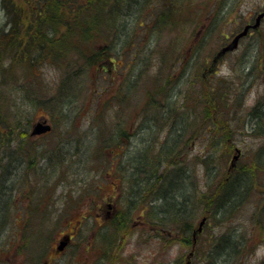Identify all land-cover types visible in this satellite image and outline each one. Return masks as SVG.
Returning <instances> with one entry per match:
<instances>
[{"label": "rangeland", "instance_id": "obj_1", "mask_svg": "<svg viewBox=\"0 0 264 264\" xmlns=\"http://www.w3.org/2000/svg\"><path fill=\"white\" fill-rule=\"evenodd\" d=\"M218 1L137 0L132 7L120 2L115 21L124 27L123 49L103 63V72L89 69L80 105L75 106L85 107L71 110L64 119L41 106L32 112L31 137H25L22 151L36 146L38 163L29 170L25 163L14 174H26L23 179L30 178L36 196L22 200L28 188L16 182L20 195L13 199L11 215L20 223L37 214L34 208L39 206L49 219L45 222H50L42 230L31 229L33 239L25 234L30 243L24 246L18 242L23 229L7 226L0 237V264H264V133L257 130L261 119L256 117L258 110L264 112V16L212 62L236 33L255 24L264 0H220L227 10L215 20ZM3 28L6 18L0 7ZM134 39L135 45L127 47ZM135 49L140 58L134 57ZM44 71L53 84L56 72L49 67ZM112 93L114 98L107 100ZM44 121L51 132L31 135ZM220 140H225L221 150L226 156L214 148ZM163 145L185 153L184 161L168 172L174 178L178 172L190 178L186 186L183 183L182 196L191 192V186L202 191L206 157L216 167L214 180L238 179L243 186L238 189L243 201L225 217L197 209L195 227L201 219L205 223L192 246H184L179 234L153 227L140 214L142 210L153 214L149 206L161 198L147 182L120 180L127 166L123 156L137 157L140 152L155 156ZM236 149L240 153L233 159ZM113 155H122V163H113L116 173L112 169L107 175L105 158L111 161ZM143 169L140 175L151 173V166ZM126 197L136 199V216L130 220L133 235L118 244L113 230L105 227L113 221L111 211L124 208ZM139 222L146 225L133 228ZM140 230L154 237L138 240ZM70 231L75 236L60 251L58 246Z\"/></svg>", "mask_w": 264, "mask_h": 264}, {"label": "trees", "instance_id": "obj_2", "mask_svg": "<svg viewBox=\"0 0 264 264\" xmlns=\"http://www.w3.org/2000/svg\"><path fill=\"white\" fill-rule=\"evenodd\" d=\"M121 1L124 0H0V7L6 18V28L0 30V237L7 226H15L23 229L24 236L18 241L20 245H29L30 242L25 241V234L33 239V235L29 233L31 229L42 230L45 224H49L50 221L45 222L49 220L47 215L39 206L34 208L37 214L27 215L20 223H16L11 215L13 199L20 195L18 186L25 184L28 188L27 195L22 200L36 196V191L31 189L33 186L29 187L30 178L23 179V175H26L24 173L14 174L25 163L28 170L38 163L36 146L22 151L23 146L27 145L25 137H31L28 129L31 115L33 110L41 106L50 109L52 116L58 114L63 118L71 110L80 111L85 107L81 105L75 108L80 105L79 97L84 91L89 69L103 72V63L111 62L114 55L122 52L124 27L115 21L120 16L118 6ZM125 2L132 7L136 6L137 0ZM225 10L227 8L219 0L215 20L220 19ZM135 43L134 39L127 47H133ZM128 50L132 49H125ZM136 56L140 58L135 49L134 57ZM48 67L57 74L54 80L56 82L53 81L51 85L44 71ZM138 67L141 68V63ZM110 77L108 78L111 79ZM112 98L113 93L111 96L107 95V100ZM152 114H157L156 109H153ZM256 117L261 119L257 130L264 133L262 109L258 110ZM97 130L101 132L99 127ZM206 132H210V129ZM122 134L124 133L120 137H124ZM98 142L100 143V138ZM224 142L225 140L216 142L214 148L226 156L227 152L221 150ZM228 146L229 151L231 149L229 144ZM164 147L165 151L162 153ZM182 152L174 145H163L155 156L145 152H140L137 157L136 154H128L123 156L126 157L123 163L127 166L119 176L121 182L127 180V184L133 183L136 178L141 183L147 182L161 198H154L149 206L155 214L149 216L144 214V210L140 214L146 221L151 220L149 223L153 227L156 225L170 234H179L184 246H192L191 234L196 228L194 221L198 208L202 214L205 212L209 216L211 213L214 216L213 212L218 211L220 218H223L230 208L235 209L241 204L244 195L238 190L243 187L238 185V179L214 180L216 175L213 168L216 167L206 157L202 160L208 165L202 191L193 186L190 193L182 196L185 188L183 183L186 186L188 179H182L179 172L175 178L168 173L170 166L174 167L184 161L182 155L185 153ZM105 161L109 167L107 175L112 174V164L122 163V155H113L111 161L107 162V158ZM145 165L151 166V173L147 171L140 175V172L146 171L143 169ZM163 165L164 171H161ZM113 171L116 173L114 169ZM16 182L18 186L15 185ZM134 200L127 198L123 204V199L124 208L117 209L113 221L109 223L122 236L132 232L130 220L135 215L133 207L136 199ZM161 242L164 246L166 239ZM210 245L212 246L211 243ZM206 253L209 256L212 254L211 251Z\"/></svg>", "mask_w": 264, "mask_h": 264}, {"label": "water", "instance_id": "obj_3", "mask_svg": "<svg viewBox=\"0 0 264 264\" xmlns=\"http://www.w3.org/2000/svg\"><path fill=\"white\" fill-rule=\"evenodd\" d=\"M263 16H264V13H260V14L256 17L255 24H253L252 26H246V27H244V29H243L239 34H237V35L233 38V40H232L230 46L227 47V48H225V49H223V50H221V51L216 55L215 59H216L218 56L224 54V52H225L226 50H229V49L233 48V47L236 45L237 41H238L241 37H243V36L246 35V33H247L249 27H252V28L257 27V26L259 25V21H260V19H262ZM50 129H51V127H50V126L44 121L43 123H37V124L33 127L31 134H32V135H40V134H43V133L49 132ZM237 152L239 153L238 150H237ZM236 157H237V155L234 156L233 159L236 158ZM204 222H205V219H202L201 222L199 223V226H198L197 231H200V230H201V227H202V225H203ZM64 245H65V242H62L61 245H60V247H58V249L61 250V249L64 247Z\"/></svg>", "mask_w": 264, "mask_h": 264}, {"label": "flooded vegetation", "instance_id": "obj_4", "mask_svg": "<svg viewBox=\"0 0 264 264\" xmlns=\"http://www.w3.org/2000/svg\"><path fill=\"white\" fill-rule=\"evenodd\" d=\"M118 211H116L115 209H113L112 211H111V216H114L116 213H117ZM140 224L139 225H133V228H139L142 224H143V222H139ZM143 225H146L145 223L143 224ZM107 230H113V239L119 244L120 242H121V240H125L126 238H129V236H131V235H133L131 232L130 233H128V234H126L125 236H122L119 232H118V230H117V228L116 227H112V226H106L105 227ZM150 230H151V228H150ZM155 234H157V233H155ZM192 235V234H191ZM65 236H67V239H69V241L75 236V231H70L69 233H66L65 234ZM147 237H154L153 235H151L150 234V232L149 231H147L146 232V234H145V230H140L139 232H138V240H145ZM103 238H104V240H106V237L105 236H103ZM191 239H192V237H191ZM165 240V239H164ZM191 255L190 256H192L193 255V252L192 253H190Z\"/></svg>", "mask_w": 264, "mask_h": 264}, {"label": "bare ground", "instance_id": "obj_5", "mask_svg": "<svg viewBox=\"0 0 264 264\" xmlns=\"http://www.w3.org/2000/svg\"><path fill=\"white\" fill-rule=\"evenodd\" d=\"M179 129H180V130H183L181 127H179ZM181 178H182V179H183V178H184V179H188V180L191 182V180H190L189 177L182 176ZM192 188H193V186H192Z\"/></svg>", "mask_w": 264, "mask_h": 264}]
</instances>
